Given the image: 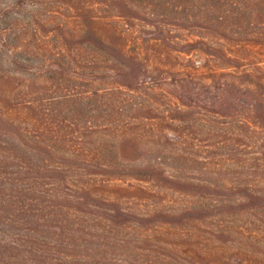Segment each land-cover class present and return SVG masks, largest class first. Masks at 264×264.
Returning <instances> with one entry per match:
<instances>
[{"label":"rangeland","instance_id":"1","mask_svg":"<svg viewBox=\"0 0 264 264\" xmlns=\"http://www.w3.org/2000/svg\"><path fill=\"white\" fill-rule=\"evenodd\" d=\"M85 1L90 4L93 0ZM263 1L250 0L243 9L239 5L246 0H128L132 13L119 22L124 23L120 24L122 29L126 24L123 34L131 57L112 53L106 67L113 71L101 76L124 82L123 73L114 69L115 63L129 68L130 73L133 69L132 76L141 80L144 67L168 68L172 71H166L163 77L174 80L177 72L199 65L204 75L201 84L210 88L226 83V78H215L213 73L224 74L218 68H222L229 53L236 51L247 60L241 64L254 71L264 68V11L260 19L255 16L257 7H264ZM164 6H168L166 11ZM117 15L115 9H109L104 16L114 19ZM30 19L29 5L14 6L12 0H0V162H15L10 166L15 170L29 161L34 176H39L35 184L60 197L57 217L49 224L55 234L47 229L39 234L75 245L88 255L101 248L110 264H161L160 251L156 249L160 244L178 248L181 254L188 252L187 244L205 256L211 250L216 252L218 247L209 245L207 231L196 228L202 221H184L206 215H188L185 207L191 202L202 205L207 195L238 196V174L243 170L238 169L235 158L228 157L233 147H213L214 139L173 144L174 137L165 139L163 135L161 144H120L117 136H112L114 132L130 133L134 128L141 131L142 121L131 120L134 114L126 104L118 115L103 99L67 100L76 94L88 98L95 90H109V81H97L100 73H95L96 67L90 62L89 67L77 64L67 73L56 72L46 62L48 37L35 34ZM149 40L151 44H144ZM254 78L264 80L262 73H255ZM256 88L254 98L264 100V83ZM228 95L233 101L237 98L235 93ZM20 144L21 151L17 149ZM80 144H85V158L77 153ZM173 149L183 158L174 156ZM207 152H217L224 158L213 156L208 162ZM156 160L166 164L168 174L176 177L179 184L137 181V169ZM243 165L246 174L251 163ZM186 181L200 186L185 188L181 183ZM204 182L216 188L211 190ZM223 184L231 186L224 191ZM61 220L65 223L62 230ZM235 226L242 228L240 222L232 225ZM67 228L74 230L69 234L75 237L64 236ZM120 242L122 247L118 248ZM229 247H221L219 257L207 260L200 254L193 260L186 255L182 262L223 264V256H235ZM24 258L27 260L28 253ZM38 258L43 261L42 254Z\"/></svg>","mask_w":264,"mask_h":264},{"label":"trees","instance_id":"2","mask_svg":"<svg viewBox=\"0 0 264 264\" xmlns=\"http://www.w3.org/2000/svg\"><path fill=\"white\" fill-rule=\"evenodd\" d=\"M250 3V0H246L239 6L246 9ZM12 4L30 6L32 31L48 37L46 62L50 63L56 72L67 73L70 68H77L74 67L77 64L80 68H83L82 65L89 67L87 62H90L96 67L95 73H100L97 81H109V90H95L88 98L83 94H76L69 96L67 100L74 99L76 102L90 98L96 101L103 99L112 112L118 115L126 104V107L130 108L128 111L134 114L131 120L142 121L141 131L134 128L130 133L114 132L112 136H117L120 144H161L162 135L165 139L174 137L173 144H194L202 143L204 139H214L213 147H233L228 157L239 162L236 164L239 165V170L246 169L243 164L247 161L251 163L248 173L243 174L242 171L238 174L237 187L241 190L238 196L213 198L207 195L202 198L205 201L202 205L199 206V202H191L185 207L188 215H206L201 219L186 218L184 221H202L203 224L197 222L199 224L196 228L207 231L210 235L209 245L218 247L216 252L211 250L212 253L205 256L202 251L198 252L191 244H187L188 252L181 254L178 248L160 244L156 249L160 251L161 264H183L182 257L186 255L195 260L201 254L209 260L214 256L219 257L221 247L228 244L235 256H223L220 263L264 264V100L254 98L256 87L264 83V80L254 78L255 73H262L264 77V68L254 71L249 65L241 64L247 60L239 56L240 51H236L229 53L222 68H218L224 74L213 73L215 78H226L224 85L217 83L208 88L201 84L204 75L199 72V65L177 72L173 76L174 80L163 77L167 74L166 71H172L168 68L162 70L155 66L144 67V80H141L132 76L133 69L130 73L129 68L114 63V69L123 73L125 81L108 79L101 75L103 72L113 71L106 67V63L110 62L108 57L112 53H119L124 58L131 57L126 50L123 34L126 24L122 29L120 24L124 23L119 22L120 19L127 20L130 17L127 14L132 13L133 8L128 4V0H93L90 4L85 0H12ZM168 6L163 9L166 11ZM109 9H115L118 14L114 19L104 16ZM175 10L177 11V8ZM263 11L264 7H257L255 16L260 19ZM222 20L223 18L219 19ZM221 39L229 41L225 37ZM148 43L151 44L152 41L144 42ZM103 63L105 65H102ZM243 78H251L254 81H241ZM230 93L236 94L235 101L229 99ZM147 138L157 141H147ZM216 139L221 141L217 142ZM21 145L17 146L19 151L22 149ZM80 145L82 147L77 153L81 158H85V144ZM172 153L179 159L183 158L174 149ZM213 156L216 159L224 158L223 155L218 156L217 152H207L206 161H211L209 157ZM28 162L21 163L22 166L15 170H10V166H14L15 162L10 164L7 159L0 162V264H110L106 261L108 257L101 253V248L88 255L82 253L75 245L49 238H46L49 240L47 241L39 234L42 229L55 234L50 230L53 228H50L49 224L57 217L55 210L58 212L60 209V197L56 196L53 190L35 184L39 176H34L33 165ZM137 174V181H169L179 184L176 177L168 174L166 164L159 160L141 166L137 169ZM257 174L259 176H256ZM182 183L181 185L189 189L200 186H193V183L191 185L187 181ZM203 184L210 186L211 190L216 188L212 183ZM223 186L224 191H227L231 185ZM60 211L62 213V209ZM61 222L62 230L65 223L64 220ZM236 222H240L242 228H233L232 225ZM65 230V237L70 239L75 235L69 234L74 232L71 228ZM57 234L59 235V231ZM229 238L233 239L230 243L222 242V239ZM121 243L118 248L122 247ZM26 253L27 260L24 258ZM41 254L43 261L38 258ZM120 262L122 261H119V264ZM193 264L201 263L193 261Z\"/></svg>","mask_w":264,"mask_h":264}]
</instances>
